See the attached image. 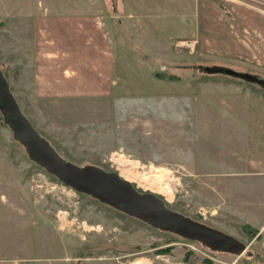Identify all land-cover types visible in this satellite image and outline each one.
I'll return each mask as SVG.
<instances>
[{
    "label": "rangeland",
    "instance_id": "obj_1",
    "mask_svg": "<svg viewBox=\"0 0 264 264\" xmlns=\"http://www.w3.org/2000/svg\"><path fill=\"white\" fill-rule=\"evenodd\" d=\"M30 1L0 0V64L40 133L67 160L120 173L248 248L211 251L75 190L29 158L0 112V145L10 155L0 164L9 196L0 203V264H264V86L213 69L264 78L262 50L230 58L219 42L200 39L194 0H119L123 28L107 25L114 91L61 96L35 84L33 21L23 24ZM39 1L50 15L77 12L72 0ZM223 192L257 204L245 208L247 200ZM244 221L260 236L250 237Z\"/></svg>",
    "mask_w": 264,
    "mask_h": 264
},
{
    "label": "crops",
    "instance_id": "obj_2",
    "mask_svg": "<svg viewBox=\"0 0 264 264\" xmlns=\"http://www.w3.org/2000/svg\"><path fill=\"white\" fill-rule=\"evenodd\" d=\"M35 1L27 3L28 14L23 23L33 21V35L27 39L32 51L27 53L32 56L35 84L61 96H101L114 91L110 80L116 71V56L110 45L111 32L107 25L110 23L109 27L113 25L115 30L123 28V18L118 15L122 10L121 2L99 0L98 5L92 0H82V5L78 0H72L68 3L69 9L77 12L59 16L48 13L54 11L48 4L41 9L43 4ZM224 1L230 3L226 6ZM194 4L193 30L200 39L209 36L210 42H219L222 45L220 51L230 58L250 54L257 47L262 50L259 62L264 63V0H194ZM39 10L41 13L34 15L33 11ZM148 18L146 15L141 22ZM138 22V18L131 22L133 30ZM6 149L0 145V164L5 159L10 162ZM6 188L9 191L10 185ZM4 189L5 184L0 178V203L3 204L9 198ZM217 189L222 192L219 186ZM229 193L226 195L239 197L235 192ZM240 197L243 202L247 200L241 203L245 208L257 204V198ZM246 217L250 218L249 215ZM243 224L253 223L244 221Z\"/></svg>",
    "mask_w": 264,
    "mask_h": 264
},
{
    "label": "water",
    "instance_id": "obj_3",
    "mask_svg": "<svg viewBox=\"0 0 264 264\" xmlns=\"http://www.w3.org/2000/svg\"><path fill=\"white\" fill-rule=\"evenodd\" d=\"M213 69L216 73L238 76L264 86V78L251 72H239L228 67ZM0 112L29 158L75 190L156 228L197 240L214 250L238 256L247 251L248 244L235 236L171 208L158 194L139 190L120 173L93 164L78 165L64 158L24 113L1 64Z\"/></svg>",
    "mask_w": 264,
    "mask_h": 264
},
{
    "label": "trees",
    "instance_id": "obj_4",
    "mask_svg": "<svg viewBox=\"0 0 264 264\" xmlns=\"http://www.w3.org/2000/svg\"><path fill=\"white\" fill-rule=\"evenodd\" d=\"M242 228H243L246 232H248L249 236L252 237V238L255 237V236H257V237L260 236V234H258L259 230L253 228L252 226H250V225H248V224H243V225H242ZM249 254H250V253H249ZM251 254H252V253H251Z\"/></svg>",
    "mask_w": 264,
    "mask_h": 264
},
{
    "label": "flooded vegetation",
    "instance_id": "obj_5",
    "mask_svg": "<svg viewBox=\"0 0 264 264\" xmlns=\"http://www.w3.org/2000/svg\"><path fill=\"white\" fill-rule=\"evenodd\" d=\"M195 219V218H194ZM197 220V219H196ZM202 222V221H201ZM205 223V222H204ZM159 229V228H158ZM188 239V238H187ZM190 240H192V239H190ZM192 241H196V242H199V241H197V240H192ZM199 243H201V242H199ZM202 244V243H201ZM203 246H205L206 248H209L211 251H215V252H222V253H229V252H223V251H218V250H214V249H212V248H210L209 246H206V245H204V244H202ZM171 246V243H168L167 245H162V246H159L158 247V249H160V250H168L169 249V247ZM230 254H232V253H230ZM249 255H251V254H249Z\"/></svg>",
    "mask_w": 264,
    "mask_h": 264
},
{
    "label": "built area",
    "instance_id": "obj_6",
    "mask_svg": "<svg viewBox=\"0 0 264 264\" xmlns=\"http://www.w3.org/2000/svg\"><path fill=\"white\" fill-rule=\"evenodd\" d=\"M188 46H189V48H190L191 50L194 51L195 43L193 42V40H191V42L188 44Z\"/></svg>",
    "mask_w": 264,
    "mask_h": 264
},
{
    "label": "bare ground",
    "instance_id": "obj_7",
    "mask_svg": "<svg viewBox=\"0 0 264 264\" xmlns=\"http://www.w3.org/2000/svg\"><path fill=\"white\" fill-rule=\"evenodd\" d=\"M142 261V260H141ZM142 263V262H141ZM140 262H136L135 264H141Z\"/></svg>",
    "mask_w": 264,
    "mask_h": 264
}]
</instances>
